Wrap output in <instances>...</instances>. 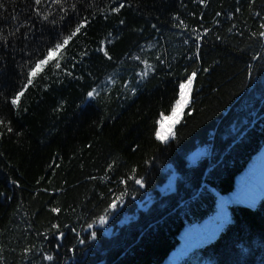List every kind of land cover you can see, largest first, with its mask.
I'll return each instance as SVG.
<instances>
[{
	"label": "trees",
	"instance_id": "16d2710c",
	"mask_svg": "<svg viewBox=\"0 0 264 264\" xmlns=\"http://www.w3.org/2000/svg\"><path fill=\"white\" fill-rule=\"evenodd\" d=\"M85 19L62 70L46 68L11 106L29 62ZM261 24L264 0H0V264H171L181 231L216 212L264 145ZM194 71L163 144L156 121ZM228 208L175 264H264V196Z\"/></svg>",
	"mask_w": 264,
	"mask_h": 264
},
{
	"label": "snow or ice",
	"instance_id": "6c2138e0",
	"mask_svg": "<svg viewBox=\"0 0 264 264\" xmlns=\"http://www.w3.org/2000/svg\"><path fill=\"white\" fill-rule=\"evenodd\" d=\"M34 2L36 5H39L40 3H42V0H34ZM53 2L56 4H61V0H53ZM72 7H73V11H75V6L73 5ZM123 7H124V4L121 3L118 7L114 8L113 11L119 13L121 8ZM13 19H15V17H13ZM44 19L47 20L53 26H55V24L57 23L54 19L49 20L47 16H45ZM63 19L64 17L62 16L61 21ZM121 23H123V21H121ZM86 24H87L86 19L83 21H78L77 24L75 25L74 30L70 29L67 35L60 34L57 37L56 41L49 44L39 57H37L34 61L29 62V67L27 71L24 73L25 81L21 85L20 89L17 92H15V94L11 98V101H10L11 106L15 108H19L21 97L25 95V92L27 91L29 86H34V80L38 76H41V78L43 79H48V75L45 74L46 68L48 71L51 72L52 75H56V70H62L61 62L66 58V53H65L66 46H68L69 42L72 41L73 38L77 36V34L80 33L83 28L86 27ZM153 27H155V25H153ZM260 27L261 29H264V24H261ZM259 35L261 37H264V31L260 32ZM0 39H2V37H0ZM104 55L107 56L109 59H111V57L108 56L107 52H105ZM136 59H140V57H136ZM142 62L147 65V61H142ZM204 71L207 72L208 69H204ZM68 75H71V73H68ZM196 76H197V73L194 71L190 75H188L182 82L178 84V90H177L174 102L170 106V114L165 115L163 112L159 114V118L156 121L157 127L155 128V133H154L155 139L157 141L163 144L168 143V140L165 138V131H164L165 122L166 121L172 122L168 125L169 129L174 128L176 123L179 122V118H180V114L182 110L187 108L189 105L190 93L193 87V81L196 79ZM125 88H129L131 90V86L129 84H126ZM132 91H133V94H135V91L134 90ZM0 95H2V93H0ZM87 96L89 98L95 99V91L94 90L89 91L87 93ZM4 123H5L4 120L0 119V125H4ZM12 131L13 129L11 127H7L8 133H11ZM0 135H2V133H0ZM170 136H171V139L173 140L177 138L175 132H171ZM135 172L136 170L133 169L132 170L133 175L130 176L129 179L133 180L135 184H138L140 188H144L145 182L143 181V179H135ZM121 182L126 184V181H121ZM15 183L16 181H13V184ZM125 194H126V189L124 193H122L119 197L112 200L108 204L107 208L108 210H111V211L106 210L104 215H101L98 217L100 226H103L108 223L109 215L111 214V212H115L117 210L118 204L122 203ZM52 211L54 213H59L60 210L58 208H53ZM94 223L95 222L89 223L88 228L92 229ZM60 227L61 226L58 224L52 225V228L56 229L57 232L59 233L56 236V239L58 241L62 240V238L64 237V232L60 231ZM72 231L75 232V229L73 228ZM79 235L80 234L77 233V236ZM97 236H98V233L96 231L90 232V238L92 241H95L97 239ZM85 239H80L79 243L84 244ZM59 246L60 245H58V247ZM44 259L51 261L53 260V257L51 255H48V256H45Z\"/></svg>",
	"mask_w": 264,
	"mask_h": 264
},
{
	"label": "rangeland",
	"instance_id": "374dc122",
	"mask_svg": "<svg viewBox=\"0 0 264 264\" xmlns=\"http://www.w3.org/2000/svg\"><path fill=\"white\" fill-rule=\"evenodd\" d=\"M191 95V93H190ZM191 97L189 98V104ZM186 109V108H185ZM184 109V110H185ZM182 110L179 121L184 112ZM171 121H166L164 125L165 138H171L170 133L173 129H169L168 125ZM178 123H176L177 125ZM175 125V126H176ZM238 193L240 197L237 199L238 203L254 206L258 200L264 195V158L261 160V165L255 168V163L251 164L244 173L238 178ZM237 193V194H238ZM234 194V193H233ZM233 194L231 196H221L217 212L207 217L201 222H196L190 226H186L180 233V244L173 250L167 258L170 263H176L179 258L185 257L189 252L197 247L205 244L209 239L214 238L219 230L229 221L228 204L234 202ZM236 202V203H237ZM203 264H213L212 261L206 260Z\"/></svg>",
	"mask_w": 264,
	"mask_h": 264
}]
</instances>
